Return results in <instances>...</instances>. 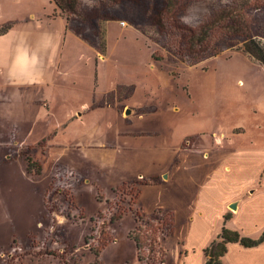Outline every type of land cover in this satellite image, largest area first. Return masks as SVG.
Returning a JSON list of instances; mask_svg holds the SVG:
<instances>
[{
    "label": "rangeland",
    "instance_id": "rangeland-1",
    "mask_svg": "<svg viewBox=\"0 0 264 264\" xmlns=\"http://www.w3.org/2000/svg\"><path fill=\"white\" fill-rule=\"evenodd\" d=\"M10 8L16 26L57 32V69L41 92L0 88V264H204L224 215L261 234L264 66L243 46L264 48V0ZM115 84L99 102L120 116L111 124L90 106ZM18 111L32 122L17 124ZM220 259L264 264V241L227 243Z\"/></svg>",
    "mask_w": 264,
    "mask_h": 264
},
{
    "label": "crops",
    "instance_id": "crops-1",
    "mask_svg": "<svg viewBox=\"0 0 264 264\" xmlns=\"http://www.w3.org/2000/svg\"><path fill=\"white\" fill-rule=\"evenodd\" d=\"M10 5L11 0H1L0 27L4 24H11V27L7 30V32L0 34V88L8 89L12 93L18 90H23L31 95L33 91H43L42 89H40L41 91H38L35 84L39 87L46 83L49 77L51 80L55 78L53 75L57 69V66L55 67L54 65V59L57 56V38H55L54 34H57V32H53L54 34L47 32L43 35V38H40L39 36H42L40 34L41 31L35 29L32 24L31 26L25 25L27 22H23L24 20H22L21 22H23V24L16 26V20H13L14 18H12ZM1 14L3 16H1ZM30 17L31 19L34 18V15H31ZM52 20L60 21L61 24H63L66 33L67 22L63 17L54 16L52 17ZM118 82L121 84V81H117L116 84H119ZM116 84L110 88L104 89V91H101L100 93H97L98 99L90 106V108L100 107L101 110H105L108 117H110L111 124L114 120L119 122L120 116L108 105L100 104L99 102H101L105 93L115 88ZM32 85H34V87ZM39 97L40 96L35 97L37 100L36 102H38ZM3 101L8 102V100L4 99V96L0 93V102ZM9 101H12L11 98H9ZM42 101L43 105L47 103L46 99H43ZM74 111H76V109H74ZM74 111L72 114L66 116L68 120L79 117V115L77 116ZM24 113L25 111L21 113L18 111L16 113V117L19 121L17 124L25 125L32 122L30 115L26 117L24 116ZM8 115L10 117L12 116L10 114ZM137 122V125L140 124V121ZM125 125L126 124L119 128V130L122 129L121 131L125 132L122 135L126 134V131L124 130ZM160 182L161 181L157 182L155 185ZM259 246L260 245L250 248L256 249Z\"/></svg>",
    "mask_w": 264,
    "mask_h": 264
},
{
    "label": "trees",
    "instance_id": "trees-1",
    "mask_svg": "<svg viewBox=\"0 0 264 264\" xmlns=\"http://www.w3.org/2000/svg\"><path fill=\"white\" fill-rule=\"evenodd\" d=\"M56 4V6L60 9H64L65 3L68 0H53ZM11 27V24H4L0 27V34L7 32L9 28ZM243 50L255 58L259 63H261L264 66V48L260 45L259 41H257L255 38H249L243 46ZM229 218V216L224 215L223 219V226L222 231L220 234H218L217 239H214L212 241L211 245H214L213 248V255L210 257V248L205 249L204 251L207 252V257L205 259L204 264H223L220 257L224 255L226 252V244L229 242H238L240 245L246 248L250 247H256L263 243L264 241V230L261 232V234L257 238H253L246 235H241L237 230H231L228 227L225 226V221ZM139 222L141 221L138 220ZM161 225H163L160 222ZM136 231H142L141 225H138L136 229L131 231V234L129 235L136 244V250L137 255L140 261H144L146 258L142 253V245L138 237L132 235L135 234ZM208 250V251H207Z\"/></svg>",
    "mask_w": 264,
    "mask_h": 264
},
{
    "label": "water",
    "instance_id": "water-1",
    "mask_svg": "<svg viewBox=\"0 0 264 264\" xmlns=\"http://www.w3.org/2000/svg\"><path fill=\"white\" fill-rule=\"evenodd\" d=\"M131 112V109L130 108H127L126 111H125V114H129ZM166 177V175H165ZM229 207L232 209V210H235L237 208V203L235 202H232L229 204ZM213 248H214V245H212L210 247V253H209V256L211 257L213 255Z\"/></svg>",
    "mask_w": 264,
    "mask_h": 264
}]
</instances>
